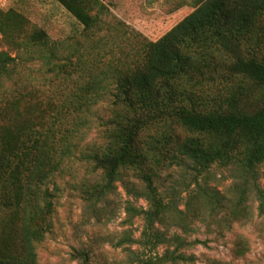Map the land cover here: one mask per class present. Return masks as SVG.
Segmentation results:
<instances>
[{"label": "trees", "instance_id": "obj_1", "mask_svg": "<svg viewBox=\"0 0 264 264\" xmlns=\"http://www.w3.org/2000/svg\"><path fill=\"white\" fill-rule=\"evenodd\" d=\"M52 1L82 26L81 37L90 44L72 40L60 59L47 34L33 27L21 47L27 54L34 50L45 73L65 85L81 67L54 62H69L80 51L102 53L98 44L92 46L91 37L99 32L98 15L106 9L99 0ZM12 21L18 23L14 30L20 34L28 25L12 11L0 12L1 39L8 38ZM263 48L264 0H196L194 11L159 40L137 43L131 66L117 69L108 63L104 71L91 67L66 103L55 102L53 90L50 101L41 102L45 94L33 82H26L29 90L24 91L13 86L15 92L4 98L0 109V264H39L36 247L55 212L49 185L71 156L86 112L105 94L110 84L106 79L114 88L103 143L86 156L101 179L86 194L98 201L114 189L122 171L135 173L141 183L135 196L148 208L138 213L145 222L139 244L146 253L136 256L134 264L193 260L180 252L186 246L181 237L165 239L155 230L164 217L178 212L175 197L165 203L155 185L165 169L187 167L204 178L212 167L233 168L239 175L240 182L233 186L237 196L228 207L196 180L184 205L192 218L202 213L212 217L227 208L228 218L238 221L247 212L249 191L255 193L258 214L264 216V191L254 186L264 165V60L259 57ZM19 56L0 52V85L13 80ZM204 87L225 95L215 97L218 107L206 112L198 100ZM248 90L258 95L256 101H250ZM178 214L186 221L183 212ZM166 243L174 249L169 246L159 254L157 248Z\"/></svg>", "mask_w": 264, "mask_h": 264}, {"label": "rangeland", "instance_id": "obj_2", "mask_svg": "<svg viewBox=\"0 0 264 264\" xmlns=\"http://www.w3.org/2000/svg\"><path fill=\"white\" fill-rule=\"evenodd\" d=\"M99 1L106 10L98 15L99 32L91 40L92 46L98 44L102 53L80 51L78 56L72 55L69 62L63 59L55 61L56 64H66L68 68L75 64L81 67L70 82L62 85L60 78L45 73L46 67L37 53L32 50L27 54L21 43L31 34L33 27L42 29L48 36L49 44L61 53V59L65 50H70L72 40L86 46L90 44L81 37L82 26L52 0H0V12L12 11L28 22L20 34L14 30L18 23L12 21L14 24L6 29L8 38L3 40L0 36V52L13 57L20 55L13 80L0 85V109L4 98L15 92L16 85L21 86V91L24 88L29 90L26 82H33L38 91L45 94L41 102H49V91L53 90L55 102L66 103L72 97L68 96L86 81L80 77L91 67L104 71L108 63L117 69L131 66L137 58L135 52L139 41L159 40L191 14L196 3V0ZM16 44L20 45V49ZM259 57L264 60V48ZM106 81L110 84L105 94L97 105L86 112L88 114L85 113L86 122L82 128L79 127L81 132L74 141L75 148L49 185L55 195V212L50 229L36 247L39 264H82L83 254L86 264H134L136 256L146 253L139 244L145 222L138 213L146 210L148 205L144 199L135 196L141 183L133 171H122L114 189L98 201L90 200L86 194L101 179L86 156L103 143L110 115V93L114 88L111 79ZM222 93L204 87L198 94V100L202 99L201 110L206 112L218 107L219 98L225 96ZM248 94L250 101H256L258 95L255 92L248 90ZM65 97L68 99L65 100ZM26 102L30 103L29 99ZM72 129L75 127L72 126ZM257 175L254 186L258 185L264 191V165L259 167ZM196 180L208 191L217 193L226 207L235 201L237 195L233 186L240 182L233 168L212 167L204 178L195 177V172L187 167H172L158 173L155 185L165 203L175 197L178 212L185 214L186 221L182 222L178 212H173L155 225V230L165 239L174 236L183 239L186 246L180 252L193 260L180 264H264V216L258 214L255 193H247V212L238 221L228 218L227 208L217 211L212 217L203 216L201 212V217L192 218L184 205L188 195L196 189ZM130 206L133 210H128ZM169 246L168 243L163 244L157 252L161 254ZM169 248L174 249V246Z\"/></svg>", "mask_w": 264, "mask_h": 264}]
</instances>
